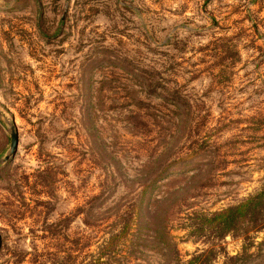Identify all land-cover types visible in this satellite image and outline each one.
I'll return each mask as SVG.
<instances>
[{"label": "rangeland", "instance_id": "obj_1", "mask_svg": "<svg viewBox=\"0 0 264 264\" xmlns=\"http://www.w3.org/2000/svg\"><path fill=\"white\" fill-rule=\"evenodd\" d=\"M148 73L176 88L192 135L128 133L114 105ZM169 136L197 155L152 198L183 200L119 237L140 166ZM263 181L264 0H0V264H184L207 245L187 237V217ZM248 235L246 264H264V232ZM243 242L220 244L235 255Z\"/></svg>", "mask_w": 264, "mask_h": 264}, {"label": "trees", "instance_id": "obj_2", "mask_svg": "<svg viewBox=\"0 0 264 264\" xmlns=\"http://www.w3.org/2000/svg\"><path fill=\"white\" fill-rule=\"evenodd\" d=\"M143 89L120 90L121 97L128 100L124 104L116 103L115 109H124L125 126L131 135H177L180 126L185 135H192V126L189 122L181 120V104L178 103L179 94L176 88H170L161 84L152 74H146ZM116 78L114 77V81ZM113 92V89H112ZM144 93V95H142ZM118 97V91L114 89V101ZM148 98L158 100L152 103ZM184 116L192 119L190 106H184ZM91 127L90 123H85ZM175 142V144H174ZM196 142L188 140L178 148L176 141L170 136L163 141L162 148L151 159L146 160L139 169V175L134 179L136 192L133 200L127 203L119 212L118 218L122 221L119 225V237L128 233L133 222H137L142 216L150 218L157 217L166 221L175 212L177 200L181 198L179 190L169 192L162 199H153L152 191L157 183L167 179L171 175H180L187 171L190 164H194L196 158ZM184 150V151H183ZM192 166V165H191ZM175 195V196H173ZM173 196V197H172ZM179 196V199H177ZM160 204V206L158 205ZM181 204V203H180ZM190 225H187V237L206 238L203 241L207 245L189 256L184 264H212L217 255L224 259L222 264H246L251 257L248 249L252 245L250 240L253 232H264V181L261 187L241 201L227 205L219 210L209 213L192 212ZM145 228L147 227L144 226ZM227 234L241 236L243 241L241 251L235 255H228L221 246V241ZM114 235L105 245H114Z\"/></svg>", "mask_w": 264, "mask_h": 264}, {"label": "water", "instance_id": "obj_3", "mask_svg": "<svg viewBox=\"0 0 264 264\" xmlns=\"http://www.w3.org/2000/svg\"><path fill=\"white\" fill-rule=\"evenodd\" d=\"M9 137H10L9 151H8V154L3 156V159H2L3 161L7 160L10 156H12L16 149L17 136H16V131L13 128H10L9 130Z\"/></svg>", "mask_w": 264, "mask_h": 264}]
</instances>
